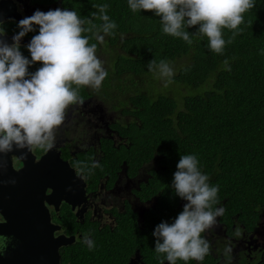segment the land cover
<instances>
[{
    "label": "trees",
    "instance_id": "obj_1",
    "mask_svg": "<svg viewBox=\"0 0 264 264\" xmlns=\"http://www.w3.org/2000/svg\"><path fill=\"white\" fill-rule=\"evenodd\" d=\"M60 3L90 19L92 13L98 15L95 6L107 4L106 14L117 25L103 42L93 33H84L91 37L90 43L97 44V52L112 54L109 60H101L108 76L99 91L84 87L80 96L91 97L90 102L109 117L99 165L109 164L112 172L119 169L145 201L141 245L155 248V227L172 223L183 210L186 201L175 194L172 180L180 155L185 154L195 155L209 184L219 188L214 207H222L224 214L217 218V225L227 232L255 230L264 213V0H255V7L244 14L242 31L220 55L208 48L206 37L193 36L189 45L164 34L159 17L150 11L133 12L127 0ZM93 23L99 26L102 21L93 19ZM34 29L31 38L38 34V26ZM231 36L225 29V40ZM181 57L189 61L170 65L175 70L172 83L203 86L202 91L175 100L164 92L154 96L145 90L142 84L158 75L148 70L149 61L170 64ZM39 67L35 63L28 70L35 72ZM90 156L86 155L87 162ZM59 215L58 222L69 229L73 222L70 208L62 207ZM209 257L202 262L206 264Z\"/></svg>",
    "mask_w": 264,
    "mask_h": 264
},
{
    "label": "clouds",
    "instance_id": "obj_2",
    "mask_svg": "<svg viewBox=\"0 0 264 264\" xmlns=\"http://www.w3.org/2000/svg\"><path fill=\"white\" fill-rule=\"evenodd\" d=\"M133 12L150 11L160 18L164 34L180 38L187 44L193 36L206 37L208 48L215 54H223L226 44H231L244 23V14L255 7V0H127ZM92 18H82L75 10H36L21 19L18 33L12 43L0 39V153L13 149L55 146L56 132L63 125L67 109L82 104L80 89L90 87L96 91L108 76L97 55L95 39L103 42L105 36L114 34L116 23L106 14L109 5L95 6ZM93 19L102 23L97 26ZM85 25H88L86 27ZM38 26V34L27 44L31 59L20 51V41ZM196 27L195 32L187 29ZM232 36L225 40L224 30ZM95 30V32H93ZM4 30L0 29V36ZM40 63L35 72H29L32 64ZM227 63V61H225ZM148 70L157 72L171 83L174 69L166 60L148 62ZM92 168L100 167L93 162ZM209 176L199 168L193 154L180 155L173 174L172 188L186 201L183 210L172 223L161 222L153 232L155 252L162 256L161 264H177L182 261L202 262L211 252V244L204 233L217 225V218L224 214L218 204V186L209 184ZM0 219V223H6ZM240 236V229H236ZM10 238L0 235V253L7 249ZM83 243L89 250L94 241L86 234ZM232 248H225L230 255Z\"/></svg>",
    "mask_w": 264,
    "mask_h": 264
},
{
    "label": "flooded vegetation",
    "instance_id": "obj_3",
    "mask_svg": "<svg viewBox=\"0 0 264 264\" xmlns=\"http://www.w3.org/2000/svg\"><path fill=\"white\" fill-rule=\"evenodd\" d=\"M11 1L8 9L18 17H8L0 21V29L4 30L0 39L8 44L12 43V39L9 40V38L20 30L17 27L18 22L31 16L36 10L43 12L57 8L70 10L63 7L60 0ZM30 35L31 32L27 33L20 41V51L28 59L29 52L26 46L31 40ZM82 100V104H74L67 109L65 121L56 132L55 146L52 148L53 153L67 162L84 182V194L73 209L65 201V194L61 197L58 211L46 204L52 216L51 221L60 225V228L54 232V236L73 237L71 243L58 248V263L161 264L163 257H158L154 247L141 245L140 232L143 229L142 213L145 201L134 191V186H130L131 180L125 176L121 177L119 169L112 172L109 164L105 165L104 162H101L100 167H91L94 161L98 162L103 158L102 140L108 137L106 119L109 117L97 103L90 102L91 97ZM28 150L34 154L35 161L46 151L42 148ZM89 153H91V161L87 162L86 155ZM20 159L21 157L12 151L6 154L0 153V179H5L8 174L12 176L9 168L17 173L23 165ZM77 162H81L83 167H78ZM50 190L47 188L45 194ZM64 206H68L73 213V222L69 229L57 220L60 217V209ZM0 219L7 221L1 213ZM101 230L105 234H102ZM240 232L241 235L237 236L236 231L227 232L216 225L204 233L211 244L210 257L206 264H264V213L260 214L255 230ZM86 234L94 241V247L91 250L85 246L87 244L83 243V237ZM6 237L10 238V242L7 249L0 253V261L2 264H9L13 260L14 264L12 250L20 243L12 236ZM73 244L74 247H69ZM120 244L121 246H111ZM228 246L232 248V252L230 255H225V248ZM164 264L168 262L164 261ZM193 264L205 263L195 261Z\"/></svg>",
    "mask_w": 264,
    "mask_h": 264
},
{
    "label": "water",
    "instance_id": "obj_4",
    "mask_svg": "<svg viewBox=\"0 0 264 264\" xmlns=\"http://www.w3.org/2000/svg\"><path fill=\"white\" fill-rule=\"evenodd\" d=\"M11 2L0 0V21L18 17L8 9ZM12 153L21 157L23 165L17 173L9 168L12 176L0 179V213L7 218L6 223H0V234L20 243L12 250L14 264H59L58 248L71 243L73 237L54 236L60 225L51 221L46 204L58 211L65 194V201L73 209L84 194V182L52 149L37 161L27 148L14 149ZM47 188L51 190L45 194Z\"/></svg>",
    "mask_w": 264,
    "mask_h": 264
},
{
    "label": "rangeland",
    "instance_id": "obj_5",
    "mask_svg": "<svg viewBox=\"0 0 264 264\" xmlns=\"http://www.w3.org/2000/svg\"><path fill=\"white\" fill-rule=\"evenodd\" d=\"M112 53L108 52V51H102V52H97L96 55L98 56V58L100 60L106 61L110 59ZM113 56V55H112ZM113 59H111L112 61ZM180 61L181 65L186 64L189 60L186 61V57H181V58H177L175 59L173 62L170 63V65L172 66L174 62ZM174 69V67H173ZM177 70V69H176ZM175 72V70H174ZM161 83H160V81ZM162 82H164V85L162 84ZM142 86L145 88V90H148L147 92H149L151 95L153 94L155 96V94L157 95V93L164 92L166 94H168L169 96L173 97L175 100H180L183 95L186 94H194L196 92H200L203 89V86H199V87H190L187 85H177L172 83H168L167 86H165V80L163 78H161L160 76L158 77V75H154L151 79H147V81L142 84Z\"/></svg>",
    "mask_w": 264,
    "mask_h": 264
}]
</instances>
